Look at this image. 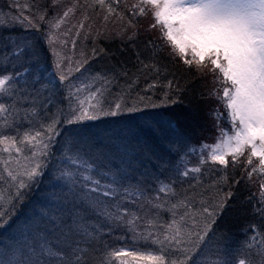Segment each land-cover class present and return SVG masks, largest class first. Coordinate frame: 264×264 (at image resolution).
Segmentation results:
<instances>
[{"label": "snow or ice", "instance_id": "6c2138e0", "mask_svg": "<svg viewBox=\"0 0 264 264\" xmlns=\"http://www.w3.org/2000/svg\"><path fill=\"white\" fill-rule=\"evenodd\" d=\"M7 7V12L0 9V29L20 28L31 35L0 38V129L15 132L9 136L0 131V184L9 190L6 195L0 188V264H264V0L86 3L85 8L105 13V35L111 32L133 50L141 43V18L151 15L153 21L144 31L159 29L156 40L144 42L149 63L135 52L142 65L137 72L153 74L147 83L152 95L137 93L131 104L126 98L139 83L137 73L130 76L124 64L97 71L90 61L102 48L81 50L76 60L65 54L69 32L60 29L75 6L50 19L38 4L28 8L12 0ZM25 9L32 14L24 15ZM110 17L118 28L108 29ZM71 43L75 53V40ZM165 48L170 63L159 59ZM181 64L183 72L176 70ZM193 72L195 77L189 75ZM209 77L211 87L197 91L195 80ZM80 78L100 86L95 91L91 84L77 86ZM120 79L127 83L109 100L110 86L119 85ZM211 102L224 112L213 105L204 113L201 105ZM52 107L55 113L49 115ZM149 108L164 111L121 122L125 114ZM202 113L214 121L217 135L215 143L197 146L189 129ZM112 117L120 118L113 122L116 127L99 126ZM25 123L29 127L21 131ZM104 137L123 153L115 168L104 163L105 157H115L97 147ZM164 142L176 156L175 161L158 158L159 166L168 170L164 179L132 163L133 155L153 159L156 145ZM193 154L197 163L190 166ZM104 167L106 172L101 171ZM205 168L219 173L209 186V199L195 191L175 203L167 198L177 196L173 185L190 174L203 175ZM46 172L49 179L40 198L25 205ZM96 175L111 183H101ZM241 191L248 193L241 202V212L248 217L247 239L237 246L224 221L233 206L230 201L239 199ZM152 192L156 195L149 196ZM160 193L165 194L163 200ZM138 199L143 203L138 205ZM197 201L200 208L193 211ZM20 205H25L22 217L17 215ZM132 207L145 218L155 212L149 225L162 211L171 212L173 219L161 231L140 232L142 217ZM121 230L132 232L133 242L138 237L147 247L155 246L156 252L112 248L105 237ZM242 249L254 250L257 259L237 260ZM202 252L212 258L193 260Z\"/></svg>", "mask_w": 264, "mask_h": 264}, {"label": "rangeland", "instance_id": "374dc122", "mask_svg": "<svg viewBox=\"0 0 264 264\" xmlns=\"http://www.w3.org/2000/svg\"><path fill=\"white\" fill-rule=\"evenodd\" d=\"M91 2H92V0H76V4L74 5L75 7H74L73 12L70 13L69 17L67 18V22L64 25H62L61 29H60V32H62V33L65 32V31L69 32V36L67 37L69 42L66 45L65 54L70 56V57H72L73 60H76V59L79 58V53H80L81 50L85 51L86 53H90L94 48L95 49H101L100 46H99V43H98L100 37H105L107 39V41H110L109 39H111V38H112L111 40H113V39L121 40L118 36H115L111 32L108 35H105L103 33V28L105 27V21L103 19V16H104L105 13L102 12L99 8H95L93 10L91 8H85L84 7V5L86 3H91ZM128 2H129V0H128ZM18 3L21 6H25L26 5V6H28V8H31V7H29V5H30L29 0H18ZM123 3H124V0H121V4H123ZM129 4H130V2H129ZM53 8H55V7H53ZM68 8L69 7H67V8L63 7V6L59 7V5H56V8H55L56 11L52 12V16H54V15H62L63 12L66 11ZM7 10H8V8L6 9L5 12H7ZM23 14L24 15H30L29 11L27 9H25ZM85 17H87V19H85ZM80 23L84 24L83 29H80L78 27ZM139 23L141 25L140 39H146V41L150 40L149 37H148L149 34L146 31H144L143 22L141 21V19H140ZM107 27H108V29L112 30V29L118 28L119 24L112 17H110L109 20L107 21ZM97 30L101 31V35L100 36H96L95 33H96ZM76 32L80 33V35L78 37L76 36ZM4 35L5 36H8V35H13V36H15V35H31V33L30 32L29 33H24L20 28H15L11 32H9L8 30L5 29L4 30ZM107 36H109V37H107ZM73 40H75V44H76L75 53H73L72 43H71V41H73ZM46 47L47 46L45 45V48ZM46 55H48L50 57V53H46ZM105 57H106V53L105 52L97 51V56H96L95 59L99 58V60H102V59H105ZM159 59L163 60V61H165L167 63H170L165 58H163L161 54H160V58ZM92 62L93 61L91 60L90 63H92ZM96 69H98V68H96ZM176 70H178L180 72H183L184 71L183 65L182 64L179 65V68L176 69ZM74 74H75V77H79L78 73H74ZM189 75L195 77V73L194 72L190 73ZM149 82L151 83L152 80L149 81ZM76 83H77V86H79L80 83H84L86 85H88L90 83L92 91H95V89L93 88L95 86V84L90 82V81H88V80H84L83 78H80V79L76 80ZM195 83L197 84V88H198L197 91H199V90L207 91L210 88L206 78L203 79V80L197 78L195 80ZM110 93L111 92L109 91L108 97L111 96ZM83 94H87V92H84ZM109 100H111V97L109 98ZM24 106L27 107V105H24ZM143 111L148 112L151 115H156L157 113L163 112L159 108H157V109L149 108V109H144ZM54 113H55V107H52L50 109V111H49V115L54 114ZM144 113H131L130 115L125 114L126 119H124V121L122 120L121 122L122 123L123 122L125 123L126 121L128 122V120H127L128 116H131L134 119H141V117H142V119L148 118ZM205 117H206V115H205ZM114 121H116L115 117L105 118V123L100 124L99 126L101 128L116 127L117 125H115L113 123ZM86 123L93 124V125L98 124V122H86ZM199 123H201V125L202 124L209 125L207 123L206 119L203 118V117L200 118ZM28 127H29V125H27L25 123L24 127L21 128L20 130L21 131L27 130ZM2 132L4 133L3 130H2ZM13 133L15 134V132H13ZM97 147L101 150V152L110 153V154H112V157H115V158L105 157V159H104V163L105 164H107L108 166H110L112 168H115V167H117L120 164L119 156L122 155L123 153H117V149L115 148V146L110 142V140L107 137H104L100 141H98ZM23 155L27 156L28 152L25 150L23 152ZM57 155H59V152H57ZM3 158L5 160H7L8 159V154L4 153L3 154ZM131 158L133 159L132 163L134 165L135 164H139V170L140 171H142L144 167H147L149 170H151L152 169V165L155 162L154 159H156V154H153V159H151V160L144 158L142 155H133ZM190 159L192 161V164L190 166H193V165H195L197 163V160L193 159L192 156L190 157ZM107 170L108 169L106 167L101 168V171L106 172ZM203 173H204L203 175H199L197 178H194L192 174H190V176L188 178H184V180L192 179L190 185H195V187H188L184 191L183 190L179 191L176 197H172L171 196V197H167V198L170 199L172 203H175L177 199H183V197H184L186 192L190 194L191 192L195 191L197 193H202V197L201 198L209 199L211 194H212L211 192L213 191L209 186L213 184L212 181L217 178L219 173L217 172V170L215 168H213L212 170H208L207 168H205L203 170ZM95 178L96 179H100L101 183H111V181L106 180V179L102 178L99 175H96ZM48 179H49V174H48V172H46L44 180L42 181L40 188H33L32 192L29 193V196H31V198H33L34 196H36L35 194L37 192L41 193V190L45 187L46 182H47ZM201 181H203L205 183H203L201 185L200 184ZM2 186L4 187L6 185L0 184V188ZM7 193L8 192H6L5 194L7 195ZM247 194L248 193L246 191H241L239 199L230 201V204L233 205L232 208H230V210H229L230 214H232L231 215L232 218H234V216H235V214L237 212H238V215L236 216V218L237 219L240 218V220L237 221V222H236V220L232 221V223L234 225H233V227L228 229L229 234L233 237L234 241L237 243V246H242L244 244V242L246 241V239H247L246 235L244 234V228L246 227V222H247L248 217L241 212V207H242L241 202L243 201L244 197ZM154 195H156V193H153V195H149V196H154ZM29 196H28L27 200L25 201V205H27V203L29 201ZM160 197H161V200H163L165 198V194L164 193H160ZM35 198L36 197H34V199ZM39 198L40 197H38L36 200H38ZM138 203H143V201L138 199ZM25 205H20L19 206V210L17 212L18 216L22 217L24 215ZM146 206L147 205L145 204V207ZM199 208H200V204L197 201V203H195L192 206V210L196 211ZM145 210L147 211V209H145ZM20 212H22L21 215H20ZM143 214H144V212H143ZM161 214H164V215H161ZM180 214H182V210L178 211V215L176 217L177 219L179 218ZM153 215H155V212L150 213L147 216V218H145V214L142 216V218H141V220L139 221V224H138V231H140V232L161 231L162 230V226H166L168 223H171V221L173 219V216H172L171 212L162 211V212L159 213V219L157 221H155L154 225H149L148 221L152 220ZM108 244H109V242H108ZM124 244H126V243L125 242L121 243V245H122L121 247L124 248V249L129 250L127 246L126 247L123 246ZM132 248H134V247L132 246ZM152 248H153L152 250H154L153 252L155 253L156 252V247L153 246ZM202 248H203V246H202ZM148 249H144V250H148ZM140 251H142L141 248H140ZM209 258H212V257H210L209 252H202L200 254H194L193 255V260H199L201 262H203V261H205V260H207ZM130 259H131V257H130ZM238 259H245L247 261L249 259H257V257L254 255V250H253L252 253H247L246 250L242 249L241 254L237 257V260ZM127 260H129V259H127ZM117 264H119V262H117ZM189 264H191V262H189Z\"/></svg>", "mask_w": 264, "mask_h": 264}, {"label": "trees", "instance_id": "16d2710c", "mask_svg": "<svg viewBox=\"0 0 264 264\" xmlns=\"http://www.w3.org/2000/svg\"><path fill=\"white\" fill-rule=\"evenodd\" d=\"M11 2H12V0H0V9H3V10L5 9L4 11H6V9L8 8L7 6ZM129 2L132 3L133 0H129ZM29 3L31 6L33 4H38L40 6L41 11H44L46 9L47 10L46 19H49L52 16V12L56 11L55 10L56 5H59V7L63 6L66 8L67 7L70 8L76 4V0H29ZM30 5H29V7H31ZM53 7H55V8H53ZM7 11H9V8ZM14 14H15V12H14ZM29 14L31 15V12H29ZM141 21L143 22L144 29L147 28L149 23L153 22L151 15H149L147 18H141ZM4 30L5 29H0V38L5 36ZM147 33L149 34L148 37L150 40H156V38L159 36V29H156L150 33L149 32H147ZM107 37H109V36H107ZM111 39H109L110 41H107V39L105 37H100L98 43H99L100 48L104 49V52L106 53V57H105V59H102V60H99V58L92 60L93 61L92 64H93L94 68L95 69L98 68L96 70L100 71L101 69H109L113 65L120 67L121 64H124L127 66L128 69H130V72H129L130 76L132 75V73H137V75L140 76L139 83L135 86V88L131 94V97L126 98L127 102L129 104H131V99H134L137 93H139V95H141V96L152 95L151 91L147 90V83H150L149 81L152 80L151 77L153 74L147 70L143 71V73L137 72V69H141L142 65H140L137 62L136 55H135L136 51H140L141 52L140 60H143L145 63H149L147 57L150 55V53L144 48V42L146 41V39H140L141 43L138 45L137 49H135V50H133L131 48V46L129 44H127L126 42L122 43L121 40H117V39L111 40ZM157 42H159V41H157ZM168 51H169V49L165 48L164 52L161 53V55L168 62H170L168 60V56H167ZM161 61L163 63H167L163 60H161ZM170 70H172V69H170ZM73 75L75 76V74H73ZM169 78H171V77H169ZM161 79H163V77H161ZM206 80L208 82L209 87H211V85L209 83L210 77L206 78ZM126 83H127V81L125 79H120L119 85L110 86V92H111L110 95L111 96H109L108 99L111 97V100H114L116 97V94H118L120 92V86H122ZM94 84H95V86L93 87L94 89L96 88V86L97 87L99 86L98 83H94ZM195 86H196V89H198L196 83H195ZM199 91H201V90H199ZM83 95H87V94H83ZM158 95H159V90H157V96ZM154 98H156V97H154ZM213 105L216 107H219L221 112H224L223 107L220 106L219 104H216L215 102H211L208 106H205L202 104L201 108L204 110V113H206L207 108L211 107ZM161 110L164 111V109H161ZM174 111H180V109H174ZM144 112L145 111H143V113ZM144 114L147 117L154 116V115L149 114L148 112H145ZM128 115H130V114H128ZM205 115L206 114L202 113L200 118H202V117L205 118L209 125H205V124L201 125V123H199V121H198V123L194 127L189 129V132H190L191 138H192L191 142L197 146L201 143H208V144L215 143V136L217 135V133H216V129L213 127L214 121L207 115L205 117ZM115 119L119 120L120 118L115 117ZM125 119H126V117H125ZM141 119H142V117H141ZM125 123H127V121ZM220 123L222 126H225V127L227 126L224 124L223 121H221ZM2 130L4 131V133H3L4 135H9V136L15 135L13 133V131L6 130V129H0V131H2ZM155 154H156V159H154L155 162L152 165V169L151 170L148 169V170L151 173H155L157 175H160L161 179H164L168 175V170L166 168H161L159 166V163L157 162L158 158H165L168 160L175 161L176 156L173 153H169V151L167 150L166 142L158 143L156 145V153ZM192 158L197 160V156L195 154L192 155ZM131 160L133 162L132 158H131ZM191 180L192 179H187V180H184L183 183L173 185V187L176 190V193L178 194L179 191H181V190L184 191L185 189L190 187ZM203 181H201V183H200L201 185L203 183H205ZM2 185H4V184H2ZM151 187L155 188L156 185L151 184ZM1 188L4 189L5 193L9 191L6 186H4V187L2 186ZM253 190L255 191L256 189H253ZM153 193H155V192L149 193V195H153ZM35 195H36V196H34V197H36L35 199H34V197L31 198V196H29V201H35L38 197H40L39 192H37ZM168 197H171V195H169ZM137 204L139 205L141 203H138V200H137ZM145 209H148V206H146ZM132 210L136 211L137 215H139L141 217L144 215L143 212L138 211L136 207H132ZM229 210L230 209L226 210V219L224 221V223L227 225V230L230 229L231 227H233L234 224L232 223V221L236 220V222H237L240 220V218L239 219L236 218V216L238 215V212L235 214L234 218H232V216H231L232 214H230ZM21 213L22 212H20V215H21ZM161 215H164V214H161ZM133 235L134 234L132 232H128L126 230H121V231L115 232L114 235L111 237L106 236L105 240L107 242H109V245L112 248H122L121 243L125 242L126 244H124L123 246H125V247L127 246L129 251H134L137 249L140 250V248L142 249V251H151V252L154 251V250H152L153 249L152 247H147L142 241H139L138 237H137V241L133 242ZM132 246L134 248H132ZM144 249H148V250H144ZM124 259L126 261L130 262L132 258L130 259V257H126ZM127 259H129V260H127Z\"/></svg>", "mask_w": 264, "mask_h": 264}]
</instances>
